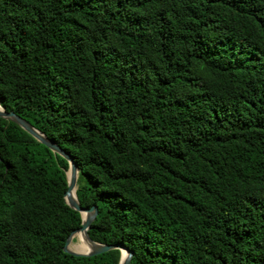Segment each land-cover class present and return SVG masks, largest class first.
I'll return each instance as SVG.
<instances>
[{
  "label": "trees",
  "instance_id": "16d2710c",
  "mask_svg": "<svg viewBox=\"0 0 264 264\" xmlns=\"http://www.w3.org/2000/svg\"><path fill=\"white\" fill-rule=\"evenodd\" d=\"M0 107L128 264H264V0H0ZM66 170L0 118V264L118 263Z\"/></svg>",
  "mask_w": 264,
  "mask_h": 264
},
{
  "label": "water",
  "instance_id": "95a60500",
  "mask_svg": "<svg viewBox=\"0 0 264 264\" xmlns=\"http://www.w3.org/2000/svg\"><path fill=\"white\" fill-rule=\"evenodd\" d=\"M0 118H3L5 120L11 121L12 123L16 124L20 129L25 131L36 141L46 146L51 152L59 155L67 162V170L65 171V179H66L67 187L63 193V202L69 208L79 213L81 218V223L79 228L72 230L65 239L64 244L62 246V252L72 256L91 257L115 249L119 251V260L117 264H128L132 252L129 251L125 246L121 244H114V245L98 244L90 240L89 237L87 236L86 232L95 218L96 209L94 206H91L90 208H81L77 203L75 197V189H76V178H77L78 169L76 163L70 158V156L66 152H64L61 148H59L56 144H54L51 140L47 139L43 134H41L39 131L34 129L25 120L15 115L13 112L11 111L5 112L0 107ZM67 171L69 172V177H67L66 175ZM72 191H73V198L71 196ZM82 213H84V216H82ZM76 233H82L85 243L88 244L89 248L86 252H75L68 249V246L72 241V238L76 235Z\"/></svg>",
  "mask_w": 264,
  "mask_h": 264
},
{
  "label": "bare ground",
  "instance_id": "6f19581e",
  "mask_svg": "<svg viewBox=\"0 0 264 264\" xmlns=\"http://www.w3.org/2000/svg\"><path fill=\"white\" fill-rule=\"evenodd\" d=\"M67 174H68V175H67ZM66 175H67V177H69V172H68V171L66 172ZM71 196H72V198H73V191L71 192ZM83 214H84V213H82V216H83ZM75 237H76V239H77V241H78V244H77L76 246H72V245H70V249L74 250L75 252H86V251L88 250L89 246H88V244L85 243V241H84V239H83V235H82V233H76ZM78 237L82 239V242H83L88 248H84V247L81 245L80 240L78 239ZM122 255H123V253H122Z\"/></svg>",
  "mask_w": 264,
  "mask_h": 264
},
{
  "label": "rangeland",
  "instance_id": "374dc122",
  "mask_svg": "<svg viewBox=\"0 0 264 264\" xmlns=\"http://www.w3.org/2000/svg\"><path fill=\"white\" fill-rule=\"evenodd\" d=\"M78 239H79V237H78ZM77 244H78V241H77L76 237L74 236V237L72 238V241L70 242V244H69V246H68V249L71 250V251H74V250L70 249V245H72V246H76Z\"/></svg>",
  "mask_w": 264,
  "mask_h": 264
}]
</instances>
